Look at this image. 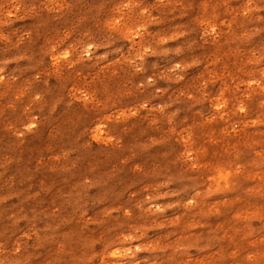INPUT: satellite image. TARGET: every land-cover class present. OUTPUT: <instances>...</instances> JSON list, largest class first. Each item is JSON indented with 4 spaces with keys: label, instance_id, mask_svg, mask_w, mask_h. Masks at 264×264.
Segmentation results:
<instances>
[{
    "label": "clouds",
    "instance_id": "obj_1",
    "mask_svg": "<svg viewBox=\"0 0 264 264\" xmlns=\"http://www.w3.org/2000/svg\"><path fill=\"white\" fill-rule=\"evenodd\" d=\"M185 3L8 0L28 23L17 30L11 27V19L0 18V139L8 136L19 149L29 138L38 140L46 133L52 149L46 153L48 159L37 161L19 181L13 178L8 183V194L0 193V264H137L138 253L145 249L133 242H143L146 224L169 209L196 208V200L183 195L189 185L176 180L191 181L197 187L207 184L206 174L193 167L202 155L199 151L195 157L182 155L179 160L161 155L155 168L137 160L141 152L157 146L161 152H173L172 145L163 146L172 139L173 130L187 122L178 119L182 110L205 123V116L213 115L205 111L204 100L214 80L201 78L198 86L185 87L189 69L204 64L207 75L209 64L214 63L212 57L197 54L208 41L204 36L195 39L196 29L190 25H178L172 35L149 31V26L163 22L153 12L176 13L179 8L172 16L177 20L183 16ZM215 3L235 13L240 25L253 28L252 36L264 32V0H244L239 10L231 8L232 0ZM7 16V12L0 13V17ZM209 27L216 36L225 34L223 28L217 32ZM205 35L211 38L207 30ZM181 37V46L157 51ZM170 53L186 54L191 62H172L163 71L158 62H148V57L164 58ZM21 61L27 63L22 66ZM10 64L17 66L11 73L7 71ZM101 68L106 70L101 72ZM260 77L264 79V70ZM239 101L234 95L226 114L244 112L236 108ZM143 120L146 131L137 127ZM98 126L104 133L99 141ZM189 131L185 129V134ZM135 133L143 139L133 145L128 140ZM162 134L166 139H155ZM202 143L212 146L207 137H201L197 147ZM180 169L181 176L173 174ZM233 175L242 177L243 173L233 168ZM37 176L38 182L33 179ZM17 183L23 186L21 191L15 190ZM145 185L153 189L151 196L144 195ZM160 189L163 196L183 203H157ZM211 195L212 190L203 192V196ZM194 197L200 198L201 192L196 191ZM211 246L209 237L200 243L185 241L174 249V261L167 256L164 260L182 264L192 249L203 255ZM229 248L236 255L224 249V264H264V223L252 232L234 235Z\"/></svg>",
    "mask_w": 264,
    "mask_h": 264
},
{
    "label": "rangeland",
    "instance_id": "obj_2",
    "mask_svg": "<svg viewBox=\"0 0 264 264\" xmlns=\"http://www.w3.org/2000/svg\"><path fill=\"white\" fill-rule=\"evenodd\" d=\"M243 4L244 0H232L231 8L239 10ZM20 7L23 8V6ZM2 12H7L8 16L0 18L11 19L13 21L11 27L14 29L19 30L28 23L21 12L10 7L8 0H0V13ZM179 12V8L176 13L169 10L153 12V15H160L163 22L149 26V31L159 33L161 36L172 35L178 25H190L196 29L192 34L195 39L200 40L201 36H204L208 41L205 49L198 50L197 54L212 57L214 63L209 64L207 75L204 64H201L199 69H189V75L185 77L187 81L185 87L198 86L202 82L201 78L213 79L215 86L209 85L207 99L204 100L205 111H211L213 115H206L205 119L208 123H205L199 116L186 115L182 110L178 119L187 122L183 127L175 128L171 134L172 139L166 140L163 146L166 149L172 145L173 152H161V146H157L148 152H141L137 160L138 162L142 160L143 164L155 168L159 164L158 158L161 155H173L179 160L182 155L195 157L199 151L202 155L193 167L206 174L204 180L207 184L197 187L191 181L177 179V184L189 185L188 191L183 195L185 199H195L196 208L185 211L177 207L169 209L163 215H158L145 225L147 233L142 238L143 242L134 241L133 243L145 249L138 253L137 264H152L153 261L156 264H168L164 257L167 256L169 260L174 261V249L183 242L200 243L203 237H209L212 246L208 252L197 255L195 249H192V254L182 264H193V262L194 264H224V249L231 251L233 256L236 255L235 251L229 248V242L234 235L252 232L264 223V195H261V192H264V79L260 77L261 70H264V59L261 58L264 52V32L252 36L253 28L240 25L239 17L235 13L226 12L224 6L215 3V0L211 2L210 0H186L182 18L173 20L172 16ZM17 16H21V19H15ZM209 25L216 28L217 32L223 28L225 34L216 36L211 33ZM260 26V24L256 25V27ZM205 30L211 38L205 35ZM213 40L217 43H213ZM183 41V37L179 41L170 40L167 44L160 46L157 51L181 46ZM200 42L204 43L203 40ZM129 47H131V41H129ZM147 59L149 63L158 62L162 71L172 62H191V58L186 54L183 57H177L170 53L168 57L152 56ZM20 63L23 66L27 61ZM16 67V64H10L7 71L11 73ZM105 70L100 69L101 72ZM233 72L240 73L239 77L232 75ZM24 75L26 77L28 73ZM217 75L223 79H216ZM252 79H255L257 83H252ZM184 90V88L180 89V91ZM234 95L240 98L236 108H243L245 111L238 112L237 115L226 114V109L231 107ZM121 111L124 112V110ZM215 113H220V116H215ZM146 123L147 121L143 120L137 127L143 129ZM185 129H191V131L185 134ZM143 130L146 131V129ZM96 131L98 133L96 139L99 141L104 134L103 127L98 126ZM164 132H167V129ZM201 137L210 138L212 146L202 143L198 148L197 142ZM142 139L139 133H135L128 142L135 145ZM155 139H166V137L162 134ZM51 149L52 144L47 139L46 133L42 134L38 140L29 138L19 149L15 148L12 139L3 136L0 139V155L4 157L0 161L4 165V168L0 169L2 173L0 193L8 194V183L13 178L19 181L26 170L33 168L37 161L48 159L46 153ZM232 161L237 163L233 164ZM160 167L163 166L160 165ZM233 168L238 173L242 172L243 176L234 177ZM182 173L183 169H180L173 174L179 177ZM33 179L38 182L40 177ZM22 187L17 183L15 190L21 191ZM144 189L146 190L144 195L153 194V189L148 185H145ZM219 189L225 190L219 191ZM207 190H212L213 195L203 196V192ZM196 191L201 192L200 198L194 197ZM163 192V189L159 190L161 199L157 201L162 206L168 203H183V201L178 202L175 197L163 196ZM11 202H15V197ZM89 215L91 216V213ZM216 237H223V239L217 242ZM161 248H166L167 251L161 253ZM158 255L159 260L156 259Z\"/></svg>",
    "mask_w": 264,
    "mask_h": 264
}]
</instances>
